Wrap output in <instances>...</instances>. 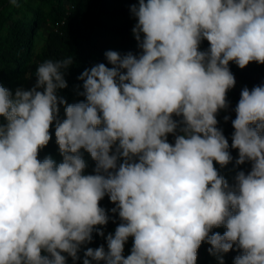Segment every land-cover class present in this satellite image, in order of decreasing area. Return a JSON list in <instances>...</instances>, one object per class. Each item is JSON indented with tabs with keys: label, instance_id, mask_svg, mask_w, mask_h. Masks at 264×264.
<instances>
[{
	"label": "clouds",
	"instance_id": "9594fccd",
	"mask_svg": "<svg viewBox=\"0 0 264 264\" xmlns=\"http://www.w3.org/2000/svg\"><path fill=\"white\" fill-rule=\"evenodd\" d=\"M131 12L140 54L106 51L111 67L78 77L85 100L57 95L72 57L41 63L31 89L0 84V264L75 261L108 223L106 195L121 223L83 264H196L204 242L220 264L234 246V264H264V85L242 89L232 120L235 163L251 170L229 184L214 165L233 159L217 127L236 84L229 64H264V0H138ZM54 122L59 163L38 158Z\"/></svg>",
	"mask_w": 264,
	"mask_h": 264
},
{
	"label": "trees",
	"instance_id": "16d2710c",
	"mask_svg": "<svg viewBox=\"0 0 264 264\" xmlns=\"http://www.w3.org/2000/svg\"><path fill=\"white\" fill-rule=\"evenodd\" d=\"M138 6V0H40L38 8H33L26 0H16L12 4L11 0H0V84L10 91L13 90L20 75L24 72L29 62H32L29 79L33 85L36 83V68L46 60H61L68 57L73 58V64L67 69L65 79L67 88L58 90L57 95L63 97L68 104L74 100L77 102L85 100L80 93L83 91V81L78 77L85 69H90L98 63L108 61L104 55L106 51H117L121 55L128 52L139 55L140 49L134 38L132 29L136 24V18L131 12L132 5ZM32 15L31 20L27 21V15ZM50 14L55 18L56 29L52 31L47 39L41 53L30 61V52L33 44V34L42 16ZM209 44L206 40L201 42L200 49L207 50ZM231 72L241 83L238 91V101L240 93L244 87L250 90L254 86L264 85V64L256 62L249 63L241 69L235 62L229 64ZM41 90L42 89H38ZM237 101V103H238ZM64 105H59V107ZM62 120L64 116L59 115ZM233 117L225 121L217 116V127L222 129L223 134L229 141V151L233 157L232 161L225 167H221L214 162L220 175L224 176L229 184L234 183V177L239 171L245 173L251 170V162L236 165L238 150L231 148ZM3 118H0L2 121ZM51 140L48 145L40 150L38 158L43 160L46 156H51L58 163L62 161L58 145L55 138V122L50 127ZM175 137L168 135V142L174 143ZM83 158L87 163L85 174H95V161L91 159L89 153L81 149ZM100 206L105 209L109 220L106 225H97L92 233V241L80 246L77 253L78 259L75 261L66 253V264H83L85 251L87 248H107L108 233L114 230L121 220L117 213L111 209L116 207L106 195L101 201ZM97 229L104 233L103 236L97 233ZM226 231L222 226L212 229V232H219L221 235ZM133 239V238H132ZM130 246V238L127 248ZM211 247L204 242L198 249L196 264H220L211 261L208 249ZM46 254V253H45ZM241 252L234 249L227 253V258L223 259V264H234V258ZM91 260V258H88ZM91 264H104V261H91Z\"/></svg>",
	"mask_w": 264,
	"mask_h": 264
},
{
	"label": "rangeland",
	"instance_id": "374dc122",
	"mask_svg": "<svg viewBox=\"0 0 264 264\" xmlns=\"http://www.w3.org/2000/svg\"><path fill=\"white\" fill-rule=\"evenodd\" d=\"M63 2H65V0H62V3ZM26 3H28L33 8H38L40 5V0H26ZM29 13L30 12H28V15H27V21H30L31 17H32V15H30ZM47 15L48 16H46V15L42 16V18L39 20V22L37 24V28L34 31L32 49H31V52L29 55L30 61H32L37 54L42 52L44 46L47 43V39H48L50 33L56 29V24H54L55 18L52 16H49L50 14H47ZM31 68H32V62H29L27 64L26 68L23 70L24 72L20 75L18 81L16 82V85L13 88V90H12L13 94L15 93V90L17 88H23L25 90H28L34 86L29 79V73H30ZM235 80H236L235 87L232 88L231 90H229V92L227 93V99H228L229 104H230L229 108L227 110H221L217 114V116H219L223 119L225 116H229V119H230L235 114L234 109H235V107L237 105V101H238V91L241 88L240 81L237 78H235ZM73 103H77V101L74 100L71 104H73ZM59 115L65 117L64 106L59 107ZM132 246H133V239H132V237H130V246L126 249L125 257H127V255L131 254ZM210 258H211V261L214 263L220 262V259L218 257L213 256L211 254H210ZM224 258H227V253L223 254V259Z\"/></svg>",
	"mask_w": 264,
	"mask_h": 264
},
{
	"label": "built area",
	"instance_id": "2783aa9c",
	"mask_svg": "<svg viewBox=\"0 0 264 264\" xmlns=\"http://www.w3.org/2000/svg\"><path fill=\"white\" fill-rule=\"evenodd\" d=\"M116 229V228H115ZM115 229L114 230H112V231H110L108 234H113L114 235V233H115ZM128 242H129V239H128V241L126 242V244H125V246H124V256H125V252H126V249H127V245H128ZM104 264H105V262H104Z\"/></svg>",
	"mask_w": 264,
	"mask_h": 264
}]
</instances>
